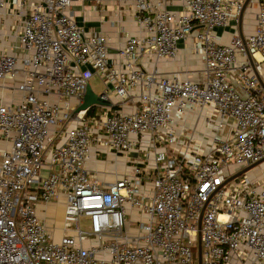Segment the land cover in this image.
Masks as SVG:
<instances>
[{
	"label": "built area",
	"instance_id": "obj_1",
	"mask_svg": "<svg viewBox=\"0 0 264 264\" xmlns=\"http://www.w3.org/2000/svg\"><path fill=\"white\" fill-rule=\"evenodd\" d=\"M8 1L20 21L0 30V82L18 97L0 100L9 142L0 150V264H194L197 235L200 264H264V169L226 181L264 161V0L245 34L238 16L251 0H180L177 11L167 0H131L140 34L117 49L120 68L106 36L76 24L71 0H0V20ZM227 27L218 42L214 30ZM190 34L201 80L137 65L174 58ZM93 75L132 108L74 113ZM205 105L215 127L202 151L179 142L173 125L174 114ZM91 143L134 154L125 173L106 185L93 179L84 167ZM229 164L240 167L227 174ZM58 194L54 240L37 207ZM127 208L147 215L132 233Z\"/></svg>",
	"mask_w": 264,
	"mask_h": 264
},
{
	"label": "crops",
	"instance_id": "obj_2",
	"mask_svg": "<svg viewBox=\"0 0 264 264\" xmlns=\"http://www.w3.org/2000/svg\"><path fill=\"white\" fill-rule=\"evenodd\" d=\"M166 8L173 11L179 10L181 8L180 0H167ZM14 10L15 7L8 1L0 20V30L4 33L13 31L20 21L18 13ZM67 11L71 13L76 24L85 31L98 32L106 36L108 58L113 66L120 68L122 64L121 59L117 55V49L125 42L127 37L140 34L134 21L131 0H99L97 3L87 0H71ZM231 30V27L216 28L214 30L216 40L220 43L227 42ZM250 30L251 28L245 33ZM237 31L243 33L242 24L240 29L239 27L237 28ZM3 39L4 42L8 41L6 38ZM191 45L192 35L190 34L185 41L178 43L177 54L174 58L155 60L153 57L142 56L137 59V65L146 71L155 70L159 76H166L171 72H175L182 78L195 81L201 80L203 63L200 55L192 50ZM91 80H95V82L90 84ZM87 85L96 94L104 92V98L108 101L106 106L94 105L90 107V114L99 111H128L132 108L131 103L121 106L119 97L113 94L109 88L106 89V86L98 76L93 75L88 80ZM17 97L18 94L11 88L10 82H6V84L0 82V100L2 102L14 101ZM210 113V106L205 105L202 108H194L181 114H174L173 128L175 138L179 142L190 139L194 145L199 146L200 150H206L210 145L215 127V121L207 120ZM78 114L86 117L84 111H80ZM218 134L220 135L219 132ZM8 146L9 142L0 138V150ZM131 155L134 154L115 153L105 149L100 144L91 143L84 167L93 179L102 185H106L125 173L129 163L128 157ZM146 163L148 166L153 164L151 156L147 158ZM147 185L145 184V186ZM38 208L41 207L38 206ZM126 215V227L129 233L133 232L134 222L143 221L147 217L146 214L138 213L130 208H127Z\"/></svg>",
	"mask_w": 264,
	"mask_h": 264
},
{
	"label": "rangeland",
	"instance_id": "obj_3",
	"mask_svg": "<svg viewBox=\"0 0 264 264\" xmlns=\"http://www.w3.org/2000/svg\"><path fill=\"white\" fill-rule=\"evenodd\" d=\"M254 11H255V0H251L245 5L242 13L241 22H242L243 33H245V31L251 28V24L253 23ZM93 82H95V80H91L90 84H92ZM238 167L240 166L236 164H229L226 167V173L231 174V172L237 169ZM262 169H264V161L253 166L245 173H255ZM63 203H64L63 195L58 194V196H56L47 205L39 206L41 208L37 207V214L43 219L45 226L49 228L52 238L54 240H58V238L60 237V226H61ZM192 252H193V258L195 260L194 264H196L195 248L192 249Z\"/></svg>",
	"mask_w": 264,
	"mask_h": 264
},
{
	"label": "water",
	"instance_id": "obj_4",
	"mask_svg": "<svg viewBox=\"0 0 264 264\" xmlns=\"http://www.w3.org/2000/svg\"><path fill=\"white\" fill-rule=\"evenodd\" d=\"M103 95L104 92H100L99 94H96L90 90L88 85H86L83 96L81 98V103L78 106H76V108L74 109V113H77L78 111H85L86 109L94 105H99V106L108 105V101L103 97ZM253 166H255V163L240 168L238 171L228 176L226 178V181L231 180L232 178L238 176L242 172L249 170ZM196 264H200V242L198 235L196 238Z\"/></svg>",
	"mask_w": 264,
	"mask_h": 264
},
{
	"label": "bare ground",
	"instance_id": "obj_5",
	"mask_svg": "<svg viewBox=\"0 0 264 264\" xmlns=\"http://www.w3.org/2000/svg\"><path fill=\"white\" fill-rule=\"evenodd\" d=\"M245 3L243 4V8H242V11H241V13L239 14V16H238V25L239 24H242V22H241V18H242V13H243V9H244V7H245ZM86 111V110H85ZM84 111V112H85ZM80 111H78L77 113H79Z\"/></svg>",
	"mask_w": 264,
	"mask_h": 264
},
{
	"label": "trees",
	"instance_id": "obj_6",
	"mask_svg": "<svg viewBox=\"0 0 264 264\" xmlns=\"http://www.w3.org/2000/svg\"><path fill=\"white\" fill-rule=\"evenodd\" d=\"M90 113H91V109L88 108V109H86V111L84 112V115H88V114H90Z\"/></svg>",
	"mask_w": 264,
	"mask_h": 264
}]
</instances>
